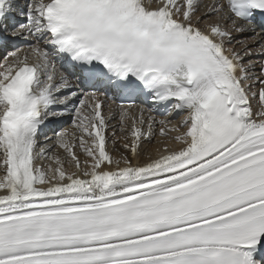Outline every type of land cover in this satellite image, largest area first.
<instances>
[{"label":"snow or ice","instance_id":"6c2138e0","mask_svg":"<svg viewBox=\"0 0 264 264\" xmlns=\"http://www.w3.org/2000/svg\"><path fill=\"white\" fill-rule=\"evenodd\" d=\"M8 45L0 264H264V0H0ZM156 106L186 112L177 146L132 163ZM70 112L74 170L37 140Z\"/></svg>","mask_w":264,"mask_h":264},{"label":"rangeland","instance_id":"374dc122","mask_svg":"<svg viewBox=\"0 0 264 264\" xmlns=\"http://www.w3.org/2000/svg\"><path fill=\"white\" fill-rule=\"evenodd\" d=\"M203 2L204 3H209V0H203ZM212 18L215 19V16L213 15ZM245 35H248V34H245ZM246 37H248V36H246ZM246 37H244V38H246ZM228 46L231 47V45H228ZM232 46L239 47V45L236 43V41H233ZM257 87H259V85H257ZM252 103H253V107L255 108L257 106V101H253ZM106 108H107V106H106ZM145 114L148 115L149 113L146 112ZM62 119H64V117L61 118L60 120H62ZM72 119H73V117L70 119V121L68 123L69 131H71L72 128H73ZM156 119L157 120H166L168 122L167 123V126L161 125V124L157 123V125L155 126V128L152 130L151 138L150 139H144L142 141V143H141V146H139L140 147V152L142 153L141 157H139L137 159H132L133 161H136V160L142 161V160L146 159L148 155H151L152 156V153L155 151L153 149V146L158 147L160 149H162L165 144L169 145L170 147L171 146L174 147L175 142L171 139V137H173L176 133L174 131H168V129H170L173 125H176L177 126V121H169L165 117H160V118L157 117ZM114 120H117L116 122H118V116H117L116 119H112V121H114ZM116 122L115 121L114 122H109V124L110 125H114ZM129 124H130V121H129ZM161 127H166L165 134H163V135L162 134L160 135V133L158 132V130H160ZM64 128H66V127L60 128V130H62ZM60 130H56V131H60ZM113 130L116 131V136L117 137H120V136H123L124 135V133H121L119 131V128L118 127L116 129H113L112 127H109V129H108L109 143H108V146H107L109 152L112 154V156L114 158H118L121 155H125V156L130 157V159H131V153L129 151L124 150L121 147L122 143H125V142H128V141L116 140L115 146L113 147L112 140L115 139V138H113L111 136V133H112ZM181 131H183L182 128H181ZM51 134L54 135V132L51 133ZM52 138L53 139L50 138V140L54 141V136H52ZM130 139L131 138L129 137V140ZM60 149L61 148L59 146L52 147V150H51L50 155L51 156H59L61 158V161H64L65 162V166L66 167H72L73 170H74V165H68L67 164V160L70 159V158L67 157L66 153H64L63 151H60ZM75 151H76V149H75ZM51 163H52V165H55V163L53 161H51Z\"/></svg>","mask_w":264,"mask_h":264},{"label":"bare ground","instance_id":"6f19581e","mask_svg":"<svg viewBox=\"0 0 264 264\" xmlns=\"http://www.w3.org/2000/svg\"><path fill=\"white\" fill-rule=\"evenodd\" d=\"M222 3V2H221ZM20 4L21 5H24V4H26V0H20ZM240 36H242V35H240ZM41 46H43V42H41ZM105 108H106V106H105ZM108 109L106 108V111H107ZM63 121V119L62 120H60V122H59V124L61 123ZM110 121V120H109ZM112 121V120H111ZM177 123H178V121H177ZM180 124L178 123V125L177 126H179ZM65 127L66 128H68L69 129V126H66L65 125ZM158 132L160 133V130H158ZM159 135V134H158ZM160 135H161V133H160ZM174 135V134H173ZM47 137H49V138H52V134H50L49 136H47ZM46 138V137H45ZM45 138L44 137H41V139H40V143L41 144H43L44 143V141H45ZM47 141H50V139H48ZM49 145H53V147L55 146V147H57L58 145H55V142L54 141H52L51 140V142L49 143V142H47ZM174 143V142H173ZM141 146V145H140ZM177 145L175 144V147H176ZM171 147H173V146H171ZM153 149L155 150L153 153H152V156H155V154H156V150L158 149V147H155V146H153ZM60 151H63L64 152V150L63 149H60ZM51 153V152H50ZM50 153H49V155H50ZM65 153V152H64ZM76 154L80 157V159H81V166L83 167L84 165H83V160H84V155H83V153H81V151H80V149L79 148H76ZM130 158V157H129ZM140 160V159H139ZM38 163L40 162V163H42V164H44L45 165V167L47 166V164H49V163H51V161H49V160H42V161H37ZM137 162H140V161H138V160H136V161H133L132 160V163H137ZM53 167H55L56 165H52ZM0 175H2V173H0Z\"/></svg>","mask_w":264,"mask_h":264}]
</instances>
